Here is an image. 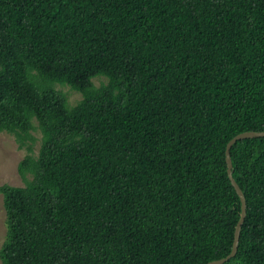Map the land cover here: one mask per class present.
<instances>
[{"label":"trees","instance_id":"obj_1","mask_svg":"<svg viewBox=\"0 0 264 264\" xmlns=\"http://www.w3.org/2000/svg\"><path fill=\"white\" fill-rule=\"evenodd\" d=\"M249 130H264V0H0V133L29 152L25 185H0V264L225 257L241 211L225 147ZM230 156L246 215L223 264H264V137Z\"/></svg>","mask_w":264,"mask_h":264},{"label":"rangeland","instance_id":"obj_2","mask_svg":"<svg viewBox=\"0 0 264 264\" xmlns=\"http://www.w3.org/2000/svg\"><path fill=\"white\" fill-rule=\"evenodd\" d=\"M94 86H100L107 82V77L98 75L92 78ZM53 84V85H52ZM54 89L61 91L65 97L68 106H73L82 98V94L73 90L66 84L52 83ZM34 129L31 131L33 142L31 143V153L37 154L42 141V134L37 128V122L33 118ZM26 148H19L16 138L13 134L7 132L0 133V185L7 183L13 186H24V179L18 173V163L28 154ZM31 178L30 175L27 176ZM6 214L3 207V198L0 195V246L6 235Z\"/></svg>","mask_w":264,"mask_h":264},{"label":"water","instance_id":"obj_3","mask_svg":"<svg viewBox=\"0 0 264 264\" xmlns=\"http://www.w3.org/2000/svg\"><path fill=\"white\" fill-rule=\"evenodd\" d=\"M256 137H264V130L263 131L249 130V131L240 132V133L236 134L234 137H232L226 144L225 161H226V167H227V175H228V178H229L232 186L234 187L235 192L239 196V199L241 202L240 217H239V219L235 225L231 251L225 257H221L219 259L211 260L205 264H223L226 261H228L230 258L234 257L236 252H237L240 230H241V227H242V224L244 222L245 215H246V199H245V196H244L242 189L237 184V182L235 181V179L232 175V172H233L232 167L233 166H232V160H231V156H230V149L239 140L247 139V138H256Z\"/></svg>","mask_w":264,"mask_h":264}]
</instances>
